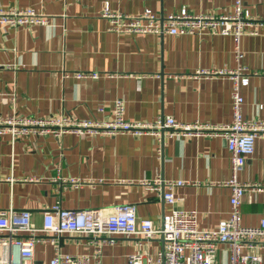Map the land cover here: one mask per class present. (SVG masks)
<instances>
[{
  "label": "crops",
  "instance_id": "obj_1",
  "mask_svg": "<svg viewBox=\"0 0 264 264\" xmlns=\"http://www.w3.org/2000/svg\"><path fill=\"white\" fill-rule=\"evenodd\" d=\"M254 20L241 39L243 58L234 57L232 36L210 33L174 36L111 31L102 17L106 6L136 16L146 9L160 17L179 13L228 15L234 0H0V9H31L46 24L10 27L0 23V115L108 120L117 99L125 101L129 121L172 117L179 123L226 125L233 119L229 76L201 71L249 73L242 88L246 119L264 120V0H244ZM99 73L98 78L77 74ZM183 180L175 206L144 180ZM230 153L222 137L66 134L21 137L0 135V211H30L33 225L56 204L68 210L111 211L133 204L141 218L158 228L174 209L198 212L199 229H214L230 215ZM244 184L264 185V135L238 173ZM75 181V182H73ZM244 226L264 219V192H247L241 204ZM37 243L33 264H49L57 254L88 257L89 264H127L134 253L154 263L160 237L103 239L63 235ZM98 248L101 249L100 254ZM264 264V240L256 249ZM229 247L218 245V260Z\"/></svg>",
  "mask_w": 264,
  "mask_h": 264
},
{
  "label": "built area",
  "instance_id": "obj_2",
  "mask_svg": "<svg viewBox=\"0 0 264 264\" xmlns=\"http://www.w3.org/2000/svg\"><path fill=\"white\" fill-rule=\"evenodd\" d=\"M102 17L110 22V30L127 34L155 35H194L210 33L234 38V57L240 62L243 58L241 39L253 23V16L245 7L244 0H234V10L228 15H193L182 9L160 17L150 9L136 16L113 12L109 6ZM0 23L19 27L46 24L48 19L31 9H0ZM206 76L230 77L232 87L233 119L221 126L194 123H179L172 117L160 118L154 122L129 121L125 116L123 99H117L113 106V117L108 120L79 119L70 115L49 117L22 116L13 113L0 115V135H8L15 142L21 137L53 136L60 138L66 134L81 137L99 135L132 136L150 135L155 138L169 137H222L230 153L231 179L225 186L231 188L230 215L216 228L206 230L198 227V212L174 209L163 217L162 227L158 228L150 219L141 218L133 204H123L111 211L104 209L68 210L56 204L43 216L42 226L37 228L32 222L30 211H0V264H33L37 243L49 237L78 235L103 239L113 243L116 237H140L147 241L160 237L163 248L154 263L143 253H134L127 264H263L261 255L256 252L260 241L264 240V219L259 226H244L241 204L243 196L249 192H264L262 184H244L238 173L255 152L256 140L264 135V120L246 119L243 114L244 97L242 88L249 84V73L243 67L236 70L219 69L201 71ZM77 78H98L99 73L77 74ZM75 182V181H73ZM148 190L162 193L166 203L176 204L175 189L192 183L183 180H154L141 182ZM229 247V259L218 260V245ZM101 249L98 248L100 254ZM49 264H89L88 257H75L70 254H57ZM99 264V263H97Z\"/></svg>",
  "mask_w": 264,
  "mask_h": 264
}]
</instances>
